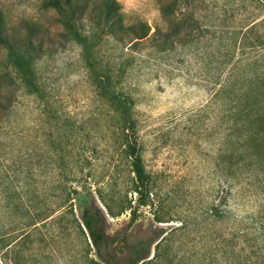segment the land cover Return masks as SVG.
Returning a JSON list of instances; mask_svg holds the SVG:
<instances>
[{
  "label": "rangeland",
  "instance_id": "obj_1",
  "mask_svg": "<svg viewBox=\"0 0 264 264\" xmlns=\"http://www.w3.org/2000/svg\"><path fill=\"white\" fill-rule=\"evenodd\" d=\"M116 1L126 24L143 21L151 33L166 28L160 0ZM163 1L177 18L181 43L170 53H137L118 80L134 101L150 176L147 204L138 205L128 161L113 142L111 105L98 98L80 48L51 11H37V0H0L11 24L38 18L55 36L37 64L38 94L20 84L0 47V264H95L80 225L85 205L95 202L106 213L95 190L101 183L116 211L130 203L120 215H105V231L117 237L123 258L143 241L150 251L144 264H234L231 249L247 264L244 238L235 235L256 229L264 237V197L234 187L229 193L218 167L232 149L230 101L246 78L264 73V47H241L245 37L254 44L264 34V25L246 30L264 19V0ZM99 58L110 66L126 59L111 41ZM227 81L233 89L219 94ZM255 87L260 93L264 84ZM81 186L70 201L69 189Z\"/></svg>",
  "mask_w": 264,
  "mask_h": 264
},
{
  "label": "trees",
  "instance_id": "obj_2",
  "mask_svg": "<svg viewBox=\"0 0 264 264\" xmlns=\"http://www.w3.org/2000/svg\"><path fill=\"white\" fill-rule=\"evenodd\" d=\"M160 10L166 28L157 27L151 33V28L143 21L126 24L116 0H37V11H51L62 29L63 36L80 48V59L98 98L111 105L108 112L115 126L113 142L118 146V153L128 161L132 174L130 188L138 195V205L147 204L150 176L139 151L134 101L131 96L121 91L118 80L128 68H132L137 53L145 50L156 54L170 53L181 43L177 18L168 10V5L163 0H160ZM3 11L0 8V47L7 51V66L28 93L38 94L40 86L37 80V64L51 53L55 46V36L38 18L22 19L17 24H11ZM263 25L264 19H261L247 26L246 30L251 32ZM246 39L248 38L242 39L243 48L264 47V34L256 37L254 44ZM108 41L113 42L121 56L126 58L120 65L110 66L99 58L102 44ZM258 83L264 84V73L246 78L242 91L230 101L235 105V116L227 135L232 149L225 153L218 167H223V178L229 187V193L237 188L238 191H251L264 197V89L258 93L255 87ZM233 87L234 84L227 81L218 93ZM102 184L95 190L106 213L95 202L85 205L81 213L80 229L97 258V261L91 259L90 262L144 264L150 253L145 242L131 245L129 254L123 258L122 252L116 246L117 237L108 235L105 231V215L114 217L131 207L130 203H124L116 211L111 203V196L105 193ZM80 188L82 186L69 189L67 195L70 201L74 198L73 194H79ZM134 214L133 212L130 223L134 222ZM217 216L216 208L214 217ZM238 237L244 238L242 250L245 253V262L263 264L264 252L261 253V249L264 245L262 248L258 246V241H264L263 233L256 229L248 233L245 229L234 238ZM246 249L248 252H245ZM228 254L234 264H240L232 249ZM260 255H263V259H260Z\"/></svg>",
  "mask_w": 264,
  "mask_h": 264
}]
</instances>
